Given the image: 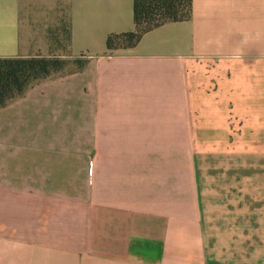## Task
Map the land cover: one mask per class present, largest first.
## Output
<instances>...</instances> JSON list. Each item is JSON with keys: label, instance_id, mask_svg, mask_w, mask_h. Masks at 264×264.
Wrapping results in <instances>:
<instances>
[{"label": "crops", "instance_id": "obj_1", "mask_svg": "<svg viewBox=\"0 0 264 264\" xmlns=\"http://www.w3.org/2000/svg\"><path fill=\"white\" fill-rule=\"evenodd\" d=\"M134 5L0 0V59L73 65L0 107V264H209L193 165L170 156L193 153L197 115L240 101L234 79L264 74V0H192L109 48Z\"/></svg>", "mask_w": 264, "mask_h": 264}, {"label": "rangeland", "instance_id": "obj_2", "mask_svg": "<svg viewBox=\"0 0 264 264\" xmlns=\"http://www.w3.org/2000/svg\"><path fill=\"white\" fill-rule=\"evenodd\" d=\"M51 60L58 62L52 76L73 70L71 62ZM233 81L241 86L238 105L231 100L209 108L208 116L196 114L193 153L170 157L179 169L193 165L194 210L203 223L209 264H264V74Z\"/></svg>", "mask_w": 264, "mask_h": 264}, {"label": "trees", "instance_id": "obj_3", "mask_svg": "<svg viewBox=\"0 0 264 264\" xmlns=\"http://www.w3.org/2000/svg\"><path fill=\"white\" fill-rule=\"evenodd\" d=\"M192 0H135V32L108 38L109 48L116 47L117 39H128V45L136 43L141 36L165 23L183 21L190 17ZM57 61L45 58L0 59V107L19 97L39 81L52 77L51 67Z\"/></svg>", "mask_w": 264, "mask_h": 264}]
</instances>
